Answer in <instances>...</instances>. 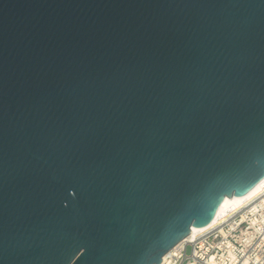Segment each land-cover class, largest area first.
Listing matches in <instances>:
<instances>
[{
  "label": "water",
  "instance_id": "95a60500",
  "mask_svg": "<svg viewBox=\"0 0 264 264\" xmlns=\"http://www.w3.org/2000/svg\"><path fill=\"white\" fill-rule=\"evenodd\" d=\"M264 185V0H0V264H156Z\"/></svg>",
  "mask_w": 264,
  "mask_h": 264
},
{
  "label": "built area",
  "instance_id": "2783aa9c",
  "mask_svg": "<svg viewBox=\"0 0 264 264\" xmlns=\"http://www.w3.org/2000/svg\"><path fill=\"white\" fill-rule=\"evenodd\" d=\"M156 264H264V188L212 227L179 240Z\"/></svg>",
  "mask_w": 264,
  "mask_h": 264
},
{
  "label": "bare ground",
  "instance_id": "6f19581e",
  "mask_svg": "<svg viewBox=\"0 0 264 264\" xmlns=\"http://www.w3.org/2000/svg\"><path fill=\"white\" fill-rule=\"evenodd\" d=\"M262 188H264V185L260 186V187H259L255 192H253L252 194L249 193L250 196L244 201V203L247 202L249 199H251L253 196L257 195V194L262 190ZM244 203H243V204H244ZM228 209H229V206H227V207L224 209V212L229 211ZM206 228H209V227H208L207 225H204L199 231H195V227H192L191 230H190V232H189V234L187 235V237H192V236L196 235L197 233H199V232L205 230Z\"/></svg>",
  "mask_w": 264,
  "mask_h": 264
},
{
  "label": "rangeland",
  "instance_id": "374dc122",
  "mask_svg": "<svg viewBox=\"0 0 264 264\" xmlns=\"http://www.w3.org/2000/svg\"><path fill=\"white\" fill-rule=\"evenodd\" d=\"M189 250H190V248H189V246L186 248V252L187 253H189Z\"/></svg>",
  "mask_w": 264,
  "mask_h": 264
}]
</instances>
